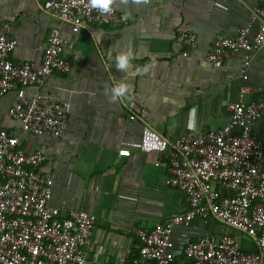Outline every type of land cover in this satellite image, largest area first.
I'll use <instances>...</instances> for the list:
<instances>
[{
  "label": "crops",
  "instance_id": "crops-1",
  "mask_svg": "<svg viewBox=\"0 0 264 264\" xmlns=\"http://www.w3.org/2000/svg\"><path fill=\"white\" fill-rule=\"evenodd\" d=\"M46 1L0 0V34L18 40L12 60L39 65L50 31L61 26L69 42L66 54L71 70L49 77L43 92L66 105L67 133L62 140L24 133L21 122L8 115L15 93L0 98V129L18 137L21 150L45 154L41 170L55 184L51 206L59 208L63 217L80 210L97 217L86 264H131L139 248L137 231L183 213L187 200L169 185L167 153L134 150L130 157H121V143L139 141L147 127L170 141L225 127L231 115L228 106L238 100L244 54L237 53L221 68L207 64L205 56L216 40L236 37L248 24L251 10L264 2L117 3L129 16L127 25L89 26L75 34L70 25L43 9ZM182 30L198 37L196 50L188 58L177 43ZM122 51L134 54L136 66L153 59L156 65L145 75L128 76L115 68L114 57ZM251 62L247 81L251 91L245 99L264 101V47L252 54ZM121 81L132 85L134 99L112 103L105 87ZM253 132L264 144V112ZM210 234L232 235L241 239L246 250H256L251 239L216 220L197 219L176 230L178 257L183 258L190 241Z\"/></svg>",
  "mask_w": 264,
  "mask_h": 264
},
{
  "label": "built area",
  "instance_id": "built-area-1",
  "mask_svg": "<svg viewBox=\"0 0 264 264\" xmlns=\"http://www.w3.org/2000/svg\"><path fill=\"white\" fill-rule=\"evenodd\" d=\"M43 9L75 34L89 26L121 28L129 23L123 19L126 12L116 6L104 15L88 7L87 0H47ZM197 42L193 31L177 35L184 58L194 54ZM68 43L61 26L52 28L41 63L32 65L12 60L18 40L0 34V98L16 94L8 115L21 122L26 134L62 140L67 133L66 105L43 92V86L54 74L71 70ZM263 47L264 6H257L236 37L216 40L205 56L207 64L221 68L237 53L244 54L238 100L228 106L231 115L225 127L174 141L147 127L139 141L121 143V157H130L134 150L167 153L169 185L187 200L183 213L137 231L141 245L131 264H264V144L253 132L264 101L245 99L251 91L247 81L252 54ZM19 146L18 137L0 129V264H86L97 217L84 210L63 217L51 206L54 179L41 170L47 157ZM197 219L216 220L251 239L256 250L246 251L232 235L210 234L190 241L180 259L176 230Z\"/></svg>",
  "mask_w": 264,
  "mask_h": 264
},
{
  "label": "clouds",
  "instance_id": "clouds-1",
  "mask_svg": "<svg viewBox=\"0 0 264 264\" xmlns=\"http://www.w3.org/2000/svg\"><path fill=\"white\" fill-rule=\"evenodd\" d=\"M135 5H147L150 0H87V6L97 10L101 14H111L114 10V6L119 3L120 5H128L129 3ZM123 19L126 21L129 19L128 15H125ZM136 57L131 51H122L115 55L114 62L117 71L126 73L128 76L145 75L154 69L156 65L155 59L148 65L136 66L133 64V60ZM109 59H112L111 54ZM105 94L108 95L110 102H130L134 99V91L132 85L125 81L118 82L113 86L105 87Z\"/></svg>",
  "mask_w": 264,
  "mask_h": 264
},
{
  "label": "trees",
  "instance_id": "trees-1",
  "mask_svg": "<svg viewBox=\"0 0 264 264\" xmlns=\"http://www.w3.org/2000/svg\"><path fill=\"white\" fill-rule=\"evenodd\" d=\"M138 242H139V246L141 245V242H140V240L138 239ZM245 248V247H244ZM245 250H246V248H245ZM246 251H249V250H246ZM135 253H137V251L135 252Z\"/></svg>",
  "mask_w": 264,
  "mask_h": 264
}]
</instances>
